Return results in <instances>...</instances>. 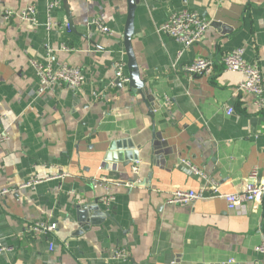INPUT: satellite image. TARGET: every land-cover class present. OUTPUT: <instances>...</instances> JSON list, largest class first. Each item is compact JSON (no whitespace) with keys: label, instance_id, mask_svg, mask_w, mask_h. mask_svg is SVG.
<instances>
[{"label":"crops","instance_id":"obj_1","mask_svg":"<svg viewBox=\"0 0 264 264\" xmlns=\"http://www.w3.org/2000/svg\"><path fill=\"white\" fill-rule=\"evenodd\" d=\"M67 1L75 30L65 27L63 0H0V123L9 133L0 187L13 189L0 198V264H264V200L237 213L224 197L253 169L264 181V109L221 63L243 48L264 76V0H137L132 43L143 93L117 83L128 0ZM29 5L36 22L19 17ZM183 10L209 22L184 51L158 30ZM99 17L113 35L92 26ZM49 18L57 26L47 29ZM198 57L217 62L212 75L185 70ZM35 62L79 67L85 83L44 87ZM62 170L69 175L58 177ZM33 177L35 188L21 187ZM102 177L120 184L111 203L94 186ZM181 189L204 197L167 204ZM39 222L56 229H33ZM120 248L128 258H114Z\"/></svg>","mask_w":264,"mask_h":264},{"label":"built area","instance_id":"obj_2","mask_svg":"<svg viewBox=\"0 0 264 264\" xmlns=\"http://www.w3.org/2000/svg\"><path fill=\"white\" fill-rule=\"evenodd\" d=\"M57 1H55L56 3ZM54 3V4H55ZM12 14L11 11L7 12V16ZM23 21L36 22L37 11L34 5L27 6L19 15ZM94 26L100 33L105 35H113L114 31L107 25L102 18H96L92 21ZM57 26L51 18L48 19L47 29ZM65 27L70 29L69 23H65ZM209 27V22L201 15L194 11L183 10L174 12L169 15L167 20L159 26L158 30L162 33L168 34L176 42L181 44L182 51L190 48L196 42L203 39ZM66 51L73 49L67 46L63 47ZM221 63L224 69L228 71L238 72L243 76L239 84V89L247 91L255 96L257 105L264 109V76L261 68L257 63H250L244 57V49L237 48L223 56ZM37 75L40 83L44 87L51 85H67L72 89H78L85 83V75L83 71L76 66L69 63H61L58 67H54L50 62L45 64L42 62H35ZM217 66V62L211 57H198L195 58L190 64L186 65L185 70L190 75L209 76L212 75ZM127 64L125 61H119L117 64L116 76L118 80L128 84L130 82L129 74L126 72ZM234 112L233 107L227 109L228 114ZM9 139V133L5 127L0 123V144ZM192 173L206 178L207 175L196 168L189 165ZM67 171H61L58 177L68 176ZM41 179L33 177L27 180L21 187L35 188ZM102 185L105 188V195L102 201L111 203L115 199L114 187L119 186V183L111 182L107 178L95 179L94 186ZM129 183L128 186H131ZM13 192L10 187H0V198L7 196ZM204 197L203 190H175L166 198V203L171 205H185L190 204L200 198ZM224 197L227 206L230 210L237 213H247L248 208L252 204L262 203L264 200V181L259 179V171L253 169L246 181L244 188L241 191L226 193ZM32 228L40 232H51L56 229V224L35 223ZM7 250L6 246L0 240V253ZM257 251L264 255V239L257 247ZM129 253L125 248H120L115 251L114 258H128Z\"/></svg>","mask_w":264,"mask_h":264},{"label":"water","instance_id":"obj_3","mask_svg":"<svg viewBox=\"0 0 264 264\" xmlns=\"http://www.w3.org/2000/svg\"><path fill=\"white\" fill-rule=\"evenodd\" d=\"M64 2V7L67 11V21L71 27V29L75 30V26L72 20L71 12H70V7L69 3L67 0H63ZM128 16H127V21L125 25V31H124V36H123V43L125 46V51L127 55V69H128V74L130 77V82L129 85L131 88L137 90L139 93L144 92V87H145V81L141 77L139 65L137 62V58L135 55V51L133 48V43H132V36L134 33L135 29V11L137 7V0H128ZM118 85H121L120 81H117ZM138 156L135 153L134 158L132 159V162L137 161ZM131 160V159H130ZM131 161H129L130 163Z\"/></svg>","mask_w":264,"mask_h":264}]
</instances>
